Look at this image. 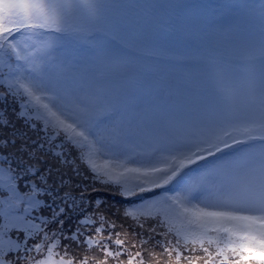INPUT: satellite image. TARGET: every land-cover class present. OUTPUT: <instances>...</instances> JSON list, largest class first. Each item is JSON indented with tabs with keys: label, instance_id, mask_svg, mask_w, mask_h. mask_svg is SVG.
I'll use <instances>...</instances> for the list:
<instances>
[{
	"label": "snow or ice",
	"instance_id": "1",
	"mask_svg": "<svg viewBox=\"0 0 264 264\" xmlns=\"http://www.w3.org/2000/svg\"><path fill=\"white\" fill-rule=\"evenodd\" d=\"M145 257L264 264V0H0V264Z\"/></svg>",
	"mask_w": 264,
	"mask_h": 264
},
{
	"label": "rangeland",
	"instance_id": "2",
	"mask_svg": "<svg viewBox=\"0 0 264 264\" xmlns=\"http://www.w3.org/2000/svg\"><path fill=\"white\" fill-rule=\"evenodd\" d=\"M202 0H199V2H201ZM220 2V0H219ZM202 3H207L205 0H203ZM97 195L103 197L105 200L108 201L109 204H116L119 205L121 203V197L118 195L113 194L112 192H101V193H97ZM134 251L133 250V255H134ZM89 256L94 255V253L89 252L88 253ZM122 259L126 260V257H122ZM145 262H147V264H149V260L147 257L144 258ZM135 264V261H134Z\"/></svg>",
	"mask_w": 264,
	"mask_h": 264
},
{
	"label": "trees",
	"instance_id": "3",
	"mask_svg": "<svg viewBox=\"0 0 264 264\" xmlns=\"http://www.w3.org/2000/svg\"><path fill=\"white\" fill-rule=\"evenodd\" d=\"M145 264H147V262H145Z\"/></svg>",
	"mask_w": 264,
	"mask_h": 264
}]
</instances>
